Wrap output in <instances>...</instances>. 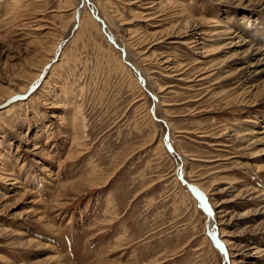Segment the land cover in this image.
Returning <instances> with one entry per match:
<instances>
[{"label":"rangeland","instance_id":"1","mask_svg":"<svg viewBox=\"0 0 264 264\" xmlns=\"http://www.w3.org/2000/svg\"><path fill=\"white\" fill-rule=\"evenodd\" d=\"M149 1L0 0V264H264V78L239 86L211 38L264 50V0Z\"/></svg>","mask_w":264,"mask_h":264},{"label":"bare ground","instance_id":"2","mask_svg":"<svg viewBox=\"0 0 264 264\" xmlns=\"http://www.w3.org/2000/svg\"><path fill=\"white\" fill-rule=\"evenodd\" d=\"M140 0L136 1V2H139ZM256 1V0H255ZM259 1L256 3L253 4L252 8H259L260 7V4H259ZM23 0H15V8L14 9H18V7L16 6H20L22 4ZM132 3H130L131 5H135L136 2L131 0ZM254 2V1H253ZM12 3V2H11ZM163 2L160 1H155V0H151L149 2H147L146 4H149L151 5V9H159L160 7H162V5L164 6H168L170 5L169 2H166L164 4H162ZM249 3V2H248ZM263 3V2H262ZM80 6L79 7H82V2L79 3ZM128 4V5H130ZM244 4V3H243ZM247 6V5H246ZM166 8V7H165ZM145 9V8H144ZM183 10V9H181ZM77 11V9H76ZM74 11L73 15L74 17H76V14L77 16L78 15V12ZM81 11V10H80ZM110 11V10H109ZM253 11V9L251 10ZM181 12V11H180ZM80 13V12H79ZM110 14V13H109ZM176 14V13H175ZM112 17H113V14H112ZM178 18V17H177ZM117 20V19H116ZM182 20V19H181ZM115 21V19L113 20ZM178 21V20H177ZM36 22V21H35ZM116 22V21H115ZM84 25L82 23H79V26ZM201 23L199 22H196V20H191L188 21V32L187 34L184 36L186 38L182 39L181 41V45H185L188 46L189 49H192L194 51L200 49V51L204 50V46H202V44L199 43V38L196 40L195 37H197L196 35H203V36H206L207 34L205 33L206 30H201L200 27H201ZM219 30L215 31L214 33H212V37L213 38V43H216L217 44H222L221 45V51H227V52H231L232 54L229 56L230 57V62H231V66H235L237 67V70L235 72V80L238 81L240 84L239 86L241 87H245L251 83H257L258 81H260L261 79L264 78V50L261 49V47L259 48L258 46H256L255 44H252L251 42V39L250 41H246V37H242L243 35H240L242 33V30L241 29H231L229 27H227L226 25H218ZM181 27V26H180ZM44 29V28H43ZM37 30V29H36ZM42 30V29H41ZM211 31V30H210ZM132 32V31H131ZM172 32H174L172 30ZM135 35V33H133ZM158 33H151V35H142L141 36V39H142V43L146 44V45H150L149 50H153L154 48H156L159 44H161L162 42H157V43H152L156 40V36H157ZM134 35L130 34L128 35V39L131 40ZM211 35V33H210ZM110 37V36H109ZM172 37V36H171ZM134 39V38H133ZM150 40L152 42H150ZM167 42V41H166ZM170 42V41H169ZM212 42V41H211ZM219 42V43H217ZM150 43V44H149ZM179 43V42H178ZM210 43V42H209ZM204 44V43H203ZM214 45V44H213ZM54 47L56 46V44L53 45ZM52 46V47H53ZM201 46V47H199ZM219 46V45H218ZM248 46V47H246ZM54 47H53V51H54ZM202 53H198V54H201V57H202ZM208 55V54H207ZM228 55V54H227ZM160 57V55L157 56V58ZM204 58V57H202ZM206 59V58H204ZM159 64L161 65L162 69H165L167 71V75H166V78H174L175 77H180L182 75H186L185 74V71H182V65L180 64H176L175 63H171L170 60L166 59L165 60V57H161ZM223 61V60H222ZM226 61V60H225ZM218 62V61H217ZM46 63H48V61H46ZM203 63L202 62H197L195 61V66L196 67H201ZM198 65V66H197ZM218 65V63H217ZM227 65V64H226ZM230 65V64H229ZM238 65H241V66H238ZM216 66V65H215ZM215 66H211L209 68H202L200 69V71L198 72V75L197 77L195 76V78H197L196 82L199 84V85H202V84H206L208 82V79L211 78V75H213L211 72H217L215 74H218V72L220 70H222L223 66L225 67V65H221V67H218V68H215ZM220 66V65H219ZM228 66V65H227ZM195 68V67H194ZM233 68V67H232ZM193 69V68H192ZM191 69V70H192ZM231 70V69H230ZM182 71V72H181ZM211 73V74H210ZM209 74L208 76H205ZM41 75L40 74V71L38 72V74H35V76L32 78V85L30 86V89H28L27 91V88L25 87V89L21 90V92H14L13 90H9L8 92V98H6V101L10 102V100H12V102L16 101V100H23L25 99V94L26 95H30L31 92L33 90H35V87L38 85V83H42V79H41ZM44 76V74H43ZM213 77V76H212ZM225 77V76H224ZM230 77V76H229ZM216 78V77H215ZM220 78V77H219ZM225 80H226V77H225ZM228 80V79H227ZM177 81V80H176ZM179 81H182V82H186L187 83H191L192 80H189V77H184V79H179ZM222 81V80H221ZM194 82V80H193ZM220 82V81H219ZM230 82V80H229ZM209 83V82H208ZM212 83V82H211ZM264 82L258 84V85H261L263 84ZM197 84V85H198ZM12 85V83H11ZM48 85L47 83L45 84V86L43 88H46ZM14 87V86H13ZM173 86H168V88H166L165 90H162V89H159L160 87H158V93L162 94L164 93V91H166L167 89L169 88H172ZM33 89V90H32ZM20 90V89H19ZM31 91V92H30ZM26 96V97H28ZM225 96V95H224ZM4 101V100H3ZM4 106V105H3ZM2 106V107H3ZM9 112V111H8ZM7 113V112H6ZM263 128V127H262ZM253 134L256 133L254 130L252 132ZM203 137H208L207 135L206 136H203ZM253 138V137H252ZM251 140V139H249ZM248 140V141H249ZM258 140V139H257ZM252 141V140H251ZM256 141V139H255ZM261 141V140H260ZM259 141V142H260ZM258 142V141H257ZM256 142V143H257ZM252 143V142H251ZM37 148V147H36ZM34 150V149H33ZM0 160H1V155H0ZM2 175H5V176H2ZM12 174L9 173V172H6V173H3L0 175V181H3L5 183H7L8 185H10V183H8L10 180ZM189 176V175H188ZM91 187H93L95 184H97V181H91L90 183ZM103 184V183H102ZM210 210V209H209ZM220 224V223H219ZM222 224V223H221ZM23 235V234H22ZM221 237H225L223 236V232H222V236ZM29 244V243H28ZM20 246H25V245H20ZM233 256V255H232ZM37 264V263H36ZM42 264V263H41Z\"/></svg>","mask_w":264,"mask_h":264}]
</instances>
